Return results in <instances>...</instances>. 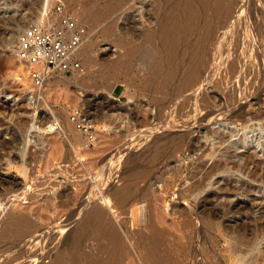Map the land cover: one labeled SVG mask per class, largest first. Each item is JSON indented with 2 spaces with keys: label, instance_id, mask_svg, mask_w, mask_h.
Returning a JSON list of instances; mask_svg holds the SVG:
<instances>
[{
  "label": "rangeland",
  "instance_id": "1",
  "mask_svg": "<svg viewBox=\"0 0 264 264\" xmlns=\"http://www.w3.org/2000/svg\"><path fill=\"white\" fill-rule=\"evenodd\" d=\"M54 1L0 0V176L9 178L12 183L17 182L20 186L26 185L32 191L38 189L42 194L39 198L40 202L38 200L39 203H36L39 206L35 210L36 215L33 216L35 219H32L38 227L35 235L31 233L25 238L14 241L7 239L3 228L7 223V217L5 212L4 215L2 214L3 217L0 216V264H47L51 256L59 249L71 250L73 237L78 234L76 230L80 225L77 215L81 209H77L79 207L77 204L80 205L79 200L86 199V196L92 203L97 201L105 203L109 217L117 226L122 209L114 205L110 198L108 199L107 193L112 191L111 189L120 187L124 170H127L131 164L132 168L135 165L139 166L140 163L139 167H143L149 160L146 156L148 157L154 148L152 144L156 140L157 143L164 141L172 136L171 133H188L185 137L189 139V149L177 156L174 163H170L168 167H157L160 170L156 168V173L154 172L150 178V196L148 195L152 199L150 203L152 212H161L166 215V223L162 226L166 234L164 245L166 252L177 262L179 261L178 264H209V259L207 257L206 259L204 254L205 251L211 252V247H213V253H211L215 256L212 259L221 261V264H231L230 261L239 253L249 255L246 259L254 255L256 252L248 251L246 247H243L245 245L240 251L233 252L229 248L230 253L226 252L228 243L223 237L226 232L227 234L228 231L232 232V229L227 228L223 221L215 227L201 224L187 232L182 229L180 234L176 232L178 220L168 214L173 208L184 210L188 204H197L202 194L217 189L216 182L222 177L230 180L232 178L237 186L239 182L248 183L254 188L263 186L258 181H251L241 169L232 167L234 163L242 167L244 162L242 156L255 148L249 146L245 150L239 149L235 155H230L225 170L217 172L210 179V183L209 181L205 183L201 194L194 192L187 200L178 198V190H184L192 181L194 182V179H189V176L193 173L197 174L196 172L201 168L200 165L205 166V172L215 159L224 157L226 148L230 144L240 145L245 138L248 142L254 141L257 133H261L264 137V0H223L224 3L221 4L215 16L210 9L200 12L194 21V33L192 32L188 37L183 36V39L181 37L180 42L177 41L175 46L178 50L172 48L170 50L172 56L169 51H166L169 50L167 49L170 47L169 44L167 46L166 42L161 41V33L164 32L163 29L168 32V22L173 20V17H180V6L176 4L181 5L182 0H113L117 2V5L111 10L112 12L105 13L102 11L104 8L99 9L103 0H99L102 1L100 3L98 0H88L90 6L91 3L92 5L97 3L96 6L91 7H96L95 10L104 14L103 19L100 18L101 21L100 19L95 21L99 23L85 22L77 15L81 3L71 7L68 5L69 0H62L65 8L76 15L86 27L87 33L79 49L83 48L84 44L86 46L89 44L90 49L92 48L91 61L86 64L78 55L84 67V73L64 75L61 72H55L44 83L42 92L36 95L28 76V66L18 58L17 41L20 33L29 25L51 24L52 18L46 14ZM200 1L191 0L194 10L199 7L201 9ZM213 1L215 0H210L211 3ZM171 6L174 7L171 8ZM170 11H174L176 16ZM207 20L210 23L206 28L204 23ZM217 22L219 26L216 25ZM105 26L107 28L111 26V36L103 34L104 29H107ZM199 35H203L205 39L202 42V52H204L200 54L199 62L197 61L199 63L196 68V73L199 75L196 76L197 84L195 82L194 86L179 94L175 89L178 88L179 80L184 76L182 74L185 73L188 63L193 59L191 55L193 44L196 41L195 37L198 38ZM149 37H151L150 43L153 41L151 45H155L163 59V65L161 63L154 74L156 78L169 77L165 85L167 88L164 87L165 90H162L166 92L160 91L162 94L156 91L154 94V90L150 87L151 78L148 76L146 81L147 75L144 78L146 68L138 59V54L144 55V52L148 50L149 47L143 40ZM138 45L140 53H136L132 61L131 76H135L134 80L125 78L122 70H115L109 74L110 77L104 74L105 72L101 70L103 60L114 62L121 58V55L128 51L127 49H137ZM173 49H176L178 53L173 52ZM173 53L177 54L173 57ZM165 57L169 61L171 60L169 57L174 60L166 62ZM183 61L188 63H182ZM167 66L171 68L175 66V70ZM113 76L115 80L111 78ZM28 95L32 97L31 108L24 106V100ZM183 104L187 108V113L184 111L186 114L179 113V108ZM75 107L82 110L86 121L92 125L89 135L80 131L70 121L69 114ZM158 107H161L159 108V110L162 109L161 112L158 111ZM240 113H243L242 116ZM161 114L163 116H160ZM222 114H225L226 118ZM245 114L247 115L244 117ZM236 115L244 118L238 120ZM10 116H13L12 120ZM31 121L36 122L37 128L36 131L27 134L26 129ZM45 123L47 126L51 125L50 129L42 127ZM187 123L189 124L186 125ZM228 130L232 131V136L227 135ZM153 138L158 139L153 142ZM261 142L264 147V140ZM259 150L260 148L257 151ZM256 160L262 159L258 157ZM185 164L188 165V170L184 167ZM172 167L181 168L184 174L189 175L188 180L179 182L173 180L174 186L163 188L158 176L166 173L165 176L172 177L169 175ZM167 172H169L168 175ZM198 177L197 175L196 178ZM9 186L12 187L11 184ZM2 189L0 185V193ZM221 194L219 193L220 197L217 200L223 203L225 198ZM249 196L240 193H234V197L229 196L233 202L237 199L251 206L234 211L227 218H235L239 222L243 220L244 224L258 218V209L262 207V203L260 200H249ZM254 196L259 197L255 194ZM104 197L109 200V205H106ZM212 201L215 202V200ZM47 204H51L50 207ZM135 206L138 207V204ZM242 214L246 217L241 216ZM76 222H79V225ZM235 225L234 228L237 226ZM78 231L83 233L80 229ZM185 235L188 236V240ZM185 240L188 243H185ZM260 248H264V243L260 245ZM133 260V257H129L123 264L140 263ZM237 264H247V262Z\"/></svg>",
  "mask_w": 264,
  "mask_h": 264
},
{
  "label": "bare ground",
  "instance_id": "2",
  "mask_svg": "<svg viewBox=\"0 0 264 264\" xmlns=\"http://www.w3.org/2000/svg\"><path fill=\"white\" fill-rule=\"evenodd\" d=\"M81 1H83V2H81ZM81 1L69 0L68 5L71 7H75V6H78V3H81L82 5H80L81 7L79 6L80 10H78L77 15L79 17H81L83 19V21L89 22V23H94L95 21L99 20L102 17V15H104L103 13H105V12H112L111 10L117 5L116 1L103 0L104 2L102 3V6H104V7L99 5V9L101 8V10H102V8H104L102 10L103 13H101V11L99 12V11L94 9L96 7H94V8L91 7L94 5L96 6L97 3H95L94 5H92V3H91V6H90L88 0H81ZM94 1H92V2H94ZM100 2H102V1L98 0V3H100ZM200 2L202 4L201 9L199 7V9L197 8L195 10L193 9L194 5L192 6L193 3L191 2V0H182L181 5L176 4V5L180 6L179 7L180 8L179 12L181 13L180 17L176 16V13L174 11H170V12L174 13L176 17H173V20H171V21L169 20L170 21V22H168L169 25L167 24L169 26L168 32H166L164 29H163V31L165 33L160 32L162 34L161 35L162 36V39H161L162 43L166 42L167 43L166 45L168 46V44H169V46H170L167 48L169 50H166V48H165V50L169 51V53H170V50H172V48H176V49L178 48L175 46V44L177 43V41H179V39H181V37L183 39V36L188 37L189 35H191V33L193 32V29H195L194 28V21H196L195 19L197 18V16H199L200 12H202V11L204 12V10L210 9V10H212V12L214 13V16H215L218 13V11L220 10L221 4L224 3L223 0H215V1H213V3H211L212 1L210 2V0H201ZM97 7H98V5H97ZM173 7L171 6V8H173ZM195 8H196V6H195ZM177 10H178V8H177ZM210 10H208V11H210ZM170 12H168V13H170ZM212 12H210V13L212 14ZM108 14H105V15H108ZM218 16H220V15H218ZM102 19H103V17H102ZM102 19H100V21ZM165 20H167V19H165ZM208 20L206 21V23H204L205 24L204 26L206 28L209 26V23H210V22H208ZM210 20H211V18H210ZM198 21H199V19H198ZM95 23H99V22H95ZM216 25L219 26V23L217 22ZM104 30H103L104 31L103 34H105L106 36H109V35L111 36V34H112L111 26L110 27L108 26V28L104 29ZM166 30H167V27H166ZM206 30L209 32V30H212V28H209V30L208 29H206ZM199 36H198V38H197V36L195 37L196 41H195V44H193L194 47L192 46L193 47L192 51L194 53L191 51L192 52L191 55L193 56V59L190 62L188 61L189 60L188 59L187 61L189 63L186 61L188 63V65H187V68L185 69V73L182 74L184 76H182V78L179 80L180 82H179V86H177L178 88L175 89L179 92V94L184 93V91L189 89L192 85L194 86V83L198 80L197 77L199 75H197V73H196L197 72L196 68L198 67L197 63L199 62L198 58H199L200 54H202L204 52V51L202 52V46H203L202 42L205 39L203 35L200 37ZM150 38L151 37H149V39L145 38L143 40V41H146L145 43H147L149 48L147 51L144 52V55L138 54V59H139V62L142 63L146 68V69H144V70H146V73L144 74V78H145V75H147L146 81H147L148 76L151 78L150 79L151 80V86L150 85L149 86L154 90V94H155V91H156V93L158 92L159 94L160 93L162 94V92L163 93L166 92V91H162V90H165L164 87L167 83V78L169 79V77L165 78L163 76L162 77L159 76L160 78H156V74H154L155 69H158L160 67L163 59L161 58L162 56L158 54L159 50L157 51V48L154 47L155 45L154 46L151 45L153 43V41H152V43H150L151 42ZM84 45L85 46L83 48H81V49L78 48L77 54L79 53L78 55L81 56L80 58L82 60H84L86 64H88L87 62L91 61L90 50L92 48L90 49L89 44L87 46H86V44H84ZM93 45H90V46L92 47ZM137 47H139V48H137V49L136 48H134V49L129 48L130 50L127 49L128 51L125 54H122L121 58L120 57H119V59L117 58L118 60H115V61L113 60L114 62H107L106 59L103 60V62H101V70L103 72H105L104 74H106V76L108 75L107 77H110L109 74H112V72H115V70H122V72L124 71L125 78H130V79L134 80L135 76L134 77H133V75L131 76V72L133 70L132 61H133L136 53H138V52L140 53V46L138 45ZM176 49L175 50L173 49L174 50L173 52H177ZM170 54H171L170 56H172V53H170ZM176 54L173 53V57ZM165 58H164V60H165ZM169 58L171 59L170 61L174 60V58L172 59V57H169ZM167 59L168 58H166V62L169 61V59L168 60ZM200 60H201V58H200ZM184 62L185 61H183L182 63H184ZM162 65H163V63H162ZM198 65H199V63H198ZM184 67L185 66H183V68ZM98 68H100V67H98ZM168 68H171V67H168ZM174 68H175V66H174ZM233 70H236V69H233ZM170 73L171 72H169V74ZM153 75H155L154 78H153ZM111 78H113L114 80L116 79L114 76ZM148 80H149V78H148ZM196 84H197V82H196ZM146 87H148V86H146ZM165 88H167V86ZM160 91H162V92H160ZM177 91H176V94H177ZM34 92L36 95H39V93L42 92V88L39 91H37V92L34 91ZM151 92L153 93V91H151ZM153 100H155V99H153ZM24 106H27L28 108L32 107L31 95H28L27 98L24 100ZM159 108H161V107H158V111L162 110V109L159 110ZM166 109H169V108H166ZM186 110H187V108H185V105L183 104L179 108V113H184V111H186ZM174 113H176V112H174ZM186 113H187V111H186ZM186 113H184V114H186ZM177 114H178V112H177ZM184 114H183V116H184ZM242 114L243 113H240L241 116H242ZM180 115H182V114H180ZM229 115L230 114H228V116ZM246 115L247 114H245L244 117ZM160 116H163V115L161 114ZM160 116L158 115V118ZM223 116H225V114ZM236 116L238 117V115H236ZM244 117H240V118L238 117V120L241 118H244ZM12 118H13V116H10L11 120H12ZM224 118H226V116ZM206 119H208V118H206ZM212 119H213V115H212ZM221 119L222 118H220V120ZM227 119H228V117H227ZM46 124L47 123L42 125V127L44 129H47V128L50 129L51 125L47 126ZM188 124L189 123H187L186 125H188ZM186 125H184V126L186 127ZM36 128H37L36 122L31 121V124L26 129L27 134L36 131ZM180 128H181V126H180ZM69 131H71V130H69ZM228 133H227V135L229 136L232 134V131L228 130ZM181 134H179V133L178 134H176V133L172 134L171 133L172 136H170V137L168 136L169 138H167V139L163 138V140L164 139L165 140L160 142V143H157L156 142L157 140L155 141V139H158L159 136H157L158 138H153L154 139L153 142L155 141L157 144L155 142H154L155 145L152 144L154 148H152V150H151L152 152L148 155V157L146 156V158L149 159L145 163V165L146 164L147 165L145 166L143 164L144 165V166L142 165L143 167H139V166H141L140 165L141 163L139 164V166H136L135 163L133 162L135 165V167H133L134 169L131 167L132 166V164H131V166H129L130 169L128 168L130 171L128 169L124 170L125 173H123V175H122V179H121L122 183H121L120 187L115 188V189H111L112 191H109V193H107L108 199L110 198L113 201L114 205H117V206L121 207V209H122L121 210L122 214L120 213L121 214L120 221L118 220L119 223L117 224V226L113 222V220H111L112 218L109 217L110 215L108 214V212L105 208L106 207L104 205L105 203L103 204V202H100V201L92 203V201L87 199V196H86V199H84V198L80 199V198H82V197H80L79 198L80 199L79 200L80 205H78L76 203L77 206H79L77 209L78 210L81 209V211L79 210L80 213L78 214L77 212L74 211L73 208L72 209L76 214H78L77 219L80 220V225L78 224L79 222H76V223L79 225V229L83 233H80L78 231L79 229L76 230V233H78V234L74 235V237H73L74 241L72 243L73 247L70 246L71 250L68 251L64 248L59 249V251L56 252V254L54 253L51 256V258L49 259L47 264H123L126 260H128L129 257H131V258L133 257V259H134L133 262L134 261L140 262L141 264H178L179 261L177 262V260L174 259V257L172 255L168 254L166 252V250L164 249L166 247V246L164 247L166 234H165V230L162 226H163V224L166 223L165 222L166 221L165 220L166 215L161 213V212H156V211L154 213L152 212V207H151L152 205L150 204L152 199L150 197H148V195L150 196V194H149L150 178L153 175V173L156 171V168L159 166L162 168H163V166H164V168L168 167L170 163L171 164L174 163V160L177 156H179L181 153H183L189 149V144H188L189 139H187L185 137V135H187L188 133L182 134V135ZM263 140H264V137L262 136V134L257 133L256 140H254V141L252 140L251 142H248L247 139L245 138L244 142L241 143L240 145H238L236 143L230 144V146L226 148V152H225L224 157H222V158L218 157L219 159H217V160L215 159L213 161V163L211 164V166L208 168V170H205V172H204L205 166H203V165H200L201 168H200V170H198V172H196L197 174L193 173V174H191V176L184 174L183 171L181 170V168H177V167L173 168L172 167L169 170L170 173L167 172V175H168V173H169V175H172V177H169L170 179L168 178V176H165L166 173L158 176V179H160L159 181L162 183L161 185L163 188L164 187L167 188L169 186H172L174 184L173 180L178 181V182L182 181V180L184 181L185 179L188 180V176H189V179H192V180L194 179V182L192 181V183H190L184 190H182V189L178 190V198L183 199V200H187L191 196V194H193L194 192H198L199 194H201L202 187L205 186L204 184L208 183V181L210 183V179L217 172H219L221 170H223V171L225 170L226 166L228 165V160H229L230 155H235L236 151H238L239 149L245 150L249 146L255 147L251 150V152H247L244 155L242 154L243 156L241 155L243 157L242 159L244 161L242 167H241V165L235 164V163L232 167L233 168L237 167L235 169H241V171H243L244 175L246 174V176L251 181L260 182L263 185L262 188L261 187H255L254 188L250 184L245 183V182H239V185L237 186L236 182L232 181V178L230 180L229 178H223L222 177L220 180H218L216 182L217 189L215 191L202 194L200 196V198L198 199L197 204L196 203L194 205L188 204L186 206V209H184V210L173 208V209H171V212H169V214L167 213L168 216H174L178 220V223L176 226L177 227L176 232H178V233H180L181 232L180 230H182V229H184V231H186V232L190 231V230H194L198 225L200 226L201 224L206 225L208 227H215V225H218L219 223H221L223 221L225 223V226H227V228L232 229V232L228 231V234L226 232L225 237H223V238H226L227 243H228L227 247L225 244V247L228 248V250L225 248V250H227L226 252L229 251V248L233 252L240 251V249L243 245H245L243 247H246V249H248V251L254 250L256 252L254 255L252 254L248 259H246V258L249 255L246 256L247 254H242V253L238 254L237 253L238 255L235 258H233L232 261H230L231 264H237V263H242V262H245V263L247 262V264H264V248H262V249L260 248V245L261 244L263 245V243H264V147L261 145V143H262L261 141H263ZM158 141H161V140H158ZM149 146H150V144H149ZM258 148H260L259 151H257ZM232 149L234 150V152H229ZM190 150H191V147H190ZM258 157H261L262 160L257 161L256 158H258ZM261 165H262V167H261ZM184 167H186V170H188L187 169L188 165H186ZM158 170H160V169H158ZM260 171H261V173H260ZM202 172L204 173L203 175H202ZM197 175L199 176L198 178H196ZM0 180H1L0 185L3 187L2 193H0V216L5 212L4 213V214H6L5 217H7V223H6V225L4 224L5 226L3 227L5 230L4 234H6L7 239L9 238V239H11V241H14L17 239H22L23 237L25 238V236H27L28 234H31V233H34V235H35V233H37L36 230L38 231V227H36L35 221L33 223L32 219L34 218L33 216L36 215V213H37V212H35V210L39 205L37 206L36 203L40 202L39 198L42 196L41 191H39L38 189H36L38 191H36V190L32 191V190H30V188L28 189V186H26V185L20 186V184L17 182L12 183L11 179H9V178H3L0 176ZM10 184L12 187L9 186ZM166 190H168V189H166ZM0 192H1V190H0ZM218 192L222 193L221 195H223L225 198L223 203L219 202L220 200L219 201L217 200L220 197ZM66 193H68V192H66ZM234 193H240V194H243L247 197L250 195L249 200H251V201L260 200V203H262V207H260L259 209L257 208L259 210V217L256 219L254 218V219L248 221L249 223L248 224L246 223L247 225L244 224V221L241 220L240 218H239V220L243 221V222L240 221L241 223L238 221V219L235 220V218L234 219L227 218L228 215H230L232 212L251 206L249 203H243V201H240L237 199L234 202L231 201L229 196L233 195V197H234ZM254 194L258 195L259 197H255ZM107 197H104V199L106 200V205H109V200L107 199ZM104 199H103V201H104ZM38 200H39V202H38ZM63 200H61V202H63ZM212 200H215V202H213ZM66 201H67V199H66ZM208 202H209V204H208ZM49 203H50V201H49ZM187 203H189V202H187ZM136 204H138V207L135 206ZM47 205L50 207L51 204L50 205L47 204ZM47 205L46 206L44 205V206L47 207ZM52 205H54V204H52ZM252 207H254V206H252ZM53 208L54 207H52V209ZM54 209H56V208H54ZM53 211H55V210H53ZM240 212L242 213V210ZM3 215H2V217H3ZM69 215H71V213ZM73 215H75V214H73ZM241 216H244V215L242 214ZM69 217H71V216H69ZM244 217H246V216H244ZM224 218H226V220ZM249 218H250V216H249ZM70 219L71 218H69V220ZM77 219H76V221H77ZM236 223H238L240 225H237ZM242 223H243V225H246V226H243ZM78 225H76V226L78 227ZM175 225H176V223H175ZM175 225L173 226L174 229H175ZM234 225L238 228H236V227L234 228L233 227ZM75 229H76V227H75ZM73 233H74V229H73ZM178 233H177V235H178ZM180 234H182V233H180ZM40 237H41V234H40ZM185 238H187V240H188V236L186 237V235H185ZM197 238L199 239V237H197ZM1 239L3 240V238H1ZM183 239H184V237H183ZM72 240L73 239H71V241ZM6 241H9V240H6ZM131 241H132V243H131ZM185 243H188V242L186 241ZM16 244H18V243H16ZM187 246H189V244ZM205 248H207V247H205ZM211 248L213 250V247H211ZM212 250H211V252H212ZM187 251H189V250H187ZM232 251H231V254L233 253ZM242 251H243V249H242ZM254 251H252V252H254ZM4 252H6V251H4ZM13 252H14V250H13ZM211 252L205 251V254H204L205 258L207 257L209 259L208 263L209 264H221V261L213 260L215 256H213L212 255L213 252L212 253ZM228 253H230V252H228ZM246 253H248V252H246ZM183 254H184V252H183ZM13 255H14V253H13ZM234 256H235V254H234ZM223 258H225V257L223 256ZM2 259H5V258H2ZM8 259H9V257H8ZM218 259H220V258L218 257ZM229 260H231V259H229ZM206 261H204V262H206ZM198 264H200V263H198ZM227 264H229V263H227Z\"/></svg>",
  "mask_w": 264,
  "mask_h": 264
},
{
  "label": "built area",
  "instance_id": "3",
  "mask_svg": "<svg viewBox=\"0 0 264 264\" xmlns=\"http://www.w3.org/2000/svg\"><path fill=\"white\" fill-rule=\"evenodd\" d=\"M46 15L52 18L50 25L31 24L20 33L17 41L18 58L28 66V76L36 92L55 72L84 73L77 51L85 39L86 27L65 8L62 0H55ZM69 118L76 128L90 134L92 125L79 107L70 112Z\"/></svg>",
  "mask_w": 264,
  "mask_h": 264
}]
</instances>
